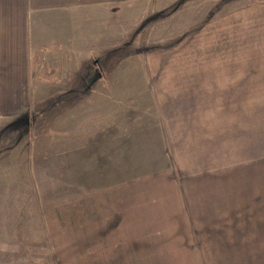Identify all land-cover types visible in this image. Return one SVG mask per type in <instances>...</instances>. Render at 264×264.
Instances as JSON below:
<instances>
[{
  "label": "crops",
  "instance_id": "1",
  "mask_svg": "<svg viewBox=\"0 0 264 264\" xmlns=\"http://www.w3.org/2000/svg\"><path fill=\"white\" fill-rule=\"evenodd\" d=\"M146 1L0 0L3 250L8 229L33 235L34 148L18 145L29 134L23 131L28 116L34 121V93H49L51 85L77 75L79 89L72 84L64 92L80 91L90 73L87 65L80 73L82 61L91 50L104 49L102 59L110 50L92 44L83 57L79 46L100 38L114 44L115 13ZM237 57L218 67L135 68L120 83L107 75L106 84L96 85L106 92L102 97L91 89L90 97L76 98L73 109L60 114V138L66 137L60 146L73 156L76 210L85 212L89 204L91 220L103 214L112 221L109 262L156 264L154 254L170 253L167 264H264V96L258 95L264 64L257 63L263 65L259 74ZM36 60L47 74L36 75ZM87 149L98 160L89 199L81 189L88 184L77 174ZM69 170L62 163L65 193L73 188ZM84 218L90 220L76 215L78 235L85 234Z\"/></svg>",
  "mask_w": 264,
  "mask_h": 264
},
{
  "label": "rangeland",
  "instance_id": "2",
  "mask_svg": "<svg viewBox=\"0 0 264 264\" xmlns=\"http://www.w3.org/2000/svg\"><path fill=\"white\" fill-rule=\"evenodd\" d=\"M115 22L120 27L113 37L111 35L114 44L104 43L100 38L98 43L91 39L79 46L83 57L92 44L110 50L106 59L100 57L104 54L99 55L104 49L94 53L91 50L90 59L82 61L80 73L85 71L86 65L90 73L83 75H86L85 84L80 91L64 92L72 84L79 89L81 83L77 75L71 82L51 85L49 93H34L35 105L31 108L34 121L28 116L23 131L29 134L18 145L34 148L35 216L29 223V226L33 224V231L28 227L33 235L28 238L17 236L14 229H8L2 239L4 250L0 247V264L2 261H8L3 264H11L14 257L15 262H22L20 264H115L108 261L114 238L106 234V229L112 227L109 226L112 221L107 222L103 214L96 221L91 220L89 204L84 209L86 213L76 210L74 164L73 160L72 165L68 162L73 156L60 146V141L66 137L60 138L58 124L60 114L69 113L76 98L85 101L93 89L98 90L99 97L106 93L96 86L106 84L102 77L108 75L111 81L120 83L131 78L128 74L134 73L135 68H203L222 66V63L225 66V63L234 62L229 59L237 57L233 53L241 54L237 63L256 65L257 68H253L259 74L263 65L257 63L264 64L260 59L264 55V0H150L117 11ZM112 25L111 19V28ZM82 31L84 34L87 31L85 24ZM37 61L36 75L47 74L48 71L40 65L41 61ZM44 94L48 99L40 101ZM258 95L263 98L264 92L260 91ZM6 143L4 140L3 146ZM83 154L85 161L81 162L77 174L88 184L81 189L89 199V183L91 175L97 173L98 160L91 149ZM62 163L70 165L67 177L73 186L67 188L66 193L60 183ZM82 213L90 220L83 219L81 228L85 234L78 235L76 221ZM171 259L170 253L153 255V263L156 264H167Z\"/></svg>",
  "mask_w": 264,
  "mask_h": 264
},
{
  "label": "trees",
  "instance_id": "3",
  "mask_svg": "<svg viewBox=\"0 0 264 264\" xmlns=\"http://www.w3.org/2000/svg\"><path fill=\"white\" fill-rule=\"evenodd\" d=\"M85 76H86V75H85ZM85 76H84V77H85Z\"/></svg>",
  "mask_w": 264,
  "mask_h": 264
}]
</instances>
